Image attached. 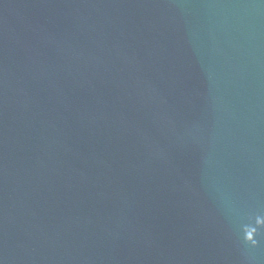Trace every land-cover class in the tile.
I'll list each match as a JSON object with an SVG mask.
<instances>
[{"label":"water","instance_id":"water-1","mask_svg":"<svg viewBox=\"0 0 264 264\" xmlns=\"http://www.w3.org/2000/svg\"><path fill=\"white\" fill-rule=\"evenodd\" d=\"M0 264H264V0H0Z\"/></svg>","mask_w":264,"mask_h":264}]
</instances>
